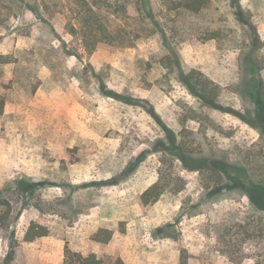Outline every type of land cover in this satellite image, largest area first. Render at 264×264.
Masks as SVG:
<instances>
[{"label": "rangeland", "instance_id": "1", "mask_svg": "<svg viewBox=\"0 0 264 264\" xmlns=\"http://www.w3.org/2000/svg\"><path fill=\"white\" fill-rule=\"evenodd\" d=\"M48 2L37 16L9 13L0 0V56L9 61L0 65V199L12 212L9 229H0V264H61L66 249L125 264H234L219 252L218 232L234 223L244 232L264 224V214L237 190L214 194L227 183L223 176L174 161L182 192L151 205L141 197L170 159L157 150L169 147L170 134L264 183V136L241 118L264 124L255 120L252 77L243 69L249 54L264 64V0H240L252 36L230 0H211L197 15L166 13L153 0L170 47L155 34L129 48L101 43L93 54L73 30L79 1ZM182 72L218 89L223 111L193 95ZM256 80L264 99V69ZM6 210L0 205V214ZM34 225L48 236L26 242ZM101 229L113 233L110 242L95 240ZM243 251V264H255L264 244L248 242Z\"/></svg>", "mask_w": 264, "mask_h": 264}, {"label": "trees", "instance_id": "2", "mask_svg": "<svg viewBox=\"0 0 264 264\" xmlns=\"http://www.w3.org/2000/svg\"><path fill=\"white\" fill-rule=\"evenodd\" d=\"M3 7L9 13H20L24 9L41 16V12L49 8L48 0H1ZM75 19L79 25L74 32L80 33L84 47L89 54H93L101 43H109L119 48L133 47L135 40L138 38H148L153 35H160L163 40V45L171 46L170 39L166 30L162 27L159 20L154 14L153 0H78ZM211 0H158L159 5L166 11V13H190L200 14L208 8ZM231 8L234 16L241 26L247 28L249 34L252 36L256 34L255 27L251 19H245V12L243 11L240 0H230ZM42 18V17H40ZM113 20L114 28L110 30V24ZM138 21L141 22L137 29L133 24ZM253 48H257L255 42L252 44ZM249 65L247 64L243 69L247 75L252 77L251 89L248 94L252 96L254 102V116L255 120L264 119V99L260 94L258 88V80L256 76L264 69L263 61H255L251 59V55L247 56ZM8 58L0 56V65L7 64ZM180 80L184 83L191 93L197 96L203 103L213 109L223 111L224 107L220 105V93L218 89L208 88L195 73L185 74L181 73ZM253 90V92H252ZM104 94L122 100L127 104H133V98L122 97L117 93ZM5 107V100L0 98V115L3 114ZM149 114L157 119L156 111L153 107L149 109ZM240 116V115H238ZM242 120L254 128H257L264 136V124L257 125L253 121L241 117ZM169 147L165 148V144H160L158 152H162L170 159L162 161V167L158 172L157 182L148 188L141 197L144 205H151L157 203L163 195L167 193L179 194L185 188L184 181L174 172V161L179 162L186 169L191 171L203 172H217L227 180V183L222 187H216L214 194L223 192V188L228 191L237 190L243 193L250 201L256 212L264 214V183H257L248 180L243 174V170L238 167L229 166L225 162L213 161L206 156L199 155L194 146H189L188 143L179 141L176 136H167ZM229 168V169H227ZM238 168V169H237ZM240 170L235 173L231 170ZM237 174V177H231L232 174ZM17 191L22 194L25 190L22 186L17 187ZM2 191L0 190V195ZM0 205L6 206L7 210L0 214V229L7 231L9 229V220L12 216L10 203L5 199H0ZM262 219V218H261ZM226 231L222 234L218 232L221 249L219 252L227 257L229 261L234 264H243L249 256L243 251V247L248 242L263 243L264 244V224L257 223L256 225L244 227V232H240L241 226L237 224H227ZM243 228V227H242ZM236 230V232L234 231ZM234 231V232H233ZM168 235V234H167ZM48 231L46 228L37 227L34 225L26 236V242H33L36 239L47 237ZM113 233L106 229H101L95 234V240L102 243L111 241ZM255 264H264V252L255 255ZM61 264H125L121 258L105 257L98 258L94 254L84 255L80 252H73L69 249L65 250L64 259ZM180 264H186L181 260Z\"/></svg>", "mask_w": 264, "mask_h": 264}]
</instances>
